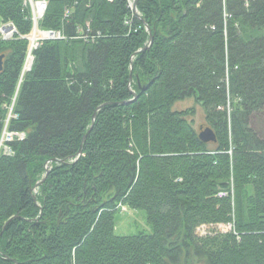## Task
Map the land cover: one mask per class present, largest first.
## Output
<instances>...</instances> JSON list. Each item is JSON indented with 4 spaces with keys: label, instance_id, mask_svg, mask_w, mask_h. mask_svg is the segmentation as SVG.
Listing matches in <instances>:
<instances>
[{
    "label": "trees",
    "instance_id": "trees-1",
    "mask_svg": "<svg viewBox=\"0 0 264 264\" xmlns=\"http://www.w3.org/2000/svg\"><path fill=\"white\" fill-rule=\"evenodd\" d=\"M24 1L0 19L26 35ZM128 1L49 0L40 26L66 39L26 72L28 40L0 34V141L24 133L0 142V264H264V0ZM123 206L152 233L116 234Z\"/></svg>",
    "mask_w": 264,
    "mask_h": 264
},
{
    "label": "rangeland",
    "instance_id": "rangeland-1",
    "mask_svg": "<svg viewBox=\"0 0 264 264\" xmlns=\"http://www.w3.org/2000/svg\"><path fill=\"white\" fill-rule=\"evenodd\" d=\"M135 0H132V6L134 4ZM133 8V7H132ZM138 8V6H137ZM134 13L137 15H140L138 10L132 9ZM31 57L28 60V62L24 63L25 65H31L34 62L35 59V54L34 52L31 53ZM34 54V55H33ZM34 57V59H33ZM26 61V59H25ZM195 106L196 107V114L192 118V122H194L195 127L200 130L201 128L207 127L206 126V113L204 111V108L200 106L199 104L196 103V101L192 98H187L184 100H180L176 102L173 105L174 110H181L185 108H189ZM251 126L259 132L260 136L264 138V110L257 112V114H254L251 117ZM15 136L18 138H24V133L20 134H15L13 132H8L4 130L2 139H1V149L3 152L10 153L9 148L5 145H2L6 143V141L12 140ZM226 196V195H225ZM115 233L118 235H133V234H139L140 232H147V233H152L151 232V225L147 220V211L144 209H131L128 206H123L117 213L115 214ZM232 225V224H231ZM230 224H224L220 223L218 226H204L202 228L198 229V233L200 235L207 234L209 231H214V232H230L231 228ZM199 264H205L203 262Z\"/></svg>",
    "mask_w": 264,
    "mask_h": 264
},
{
    "label": "built area",
    "instance_id": "built-area-1",
    "mask_svg": "<svg viewBox=\"0 0 264 264\" xmlns=\"http://www.w3.org/2000/svg\"><path fill=\"white\" fill-rule=\"evenodd\" d=\"M48 4H49V0H25L24 1V6L29 8V11H31V20L33 21V28L30 31V33H27L26 35L19 33L16 24H14L13 22L11 21L3 22L0 20V34L4 41L16 39V38H22V39L28 40L29 46L27 50V57H26L25 63L28 62V60L30 59L32 55L31 53L37 50L38 47H40L44 41H47L48 39L50 40L66 39V36L63 33V31H60V30L56 31L52 29L47 30V29L41 28L40 24L47 13ZM128 5L130 6L131 9H133L132 0L128 1ZM69 13L70 11L67 10L65 13V16L68 17ZM32 66H33L32 64L28 66L25 65L23 72L30 70ZM225 195H226L225 192L219 193V196H225ZM202 227H204V225L199 228H202Z\"/></svg>",
    "mask_w": 264,
    "mask_h": 264
},
{
    "label": "water",
    "instance_id": "water-1",
    "mask_svg": "<svg viewBox=\"0 0 264 264\" xmlns=\"http://www.w3.org/2000/svg\"><path fill=\"white\" fill-rule=\"evenodd\" d=\"M137 1H138V0H135V2H134V4H133V8L136 9V10H137ZM146 27L148 28L149 32L151 33V31H150V27H149L148 25H147ZM152 42H153V37L150 36V40H149L148 44L146 45V47L150 46V45L152 44ZM146 47H145V48H142L141 50L137 51L136 53H138V52H140V51H144V50H146ZM135 55H136V54H135ZM135 55H134V56H135ZM3 59H4V56H3V55L0 56V70L3 68V66H2ZM131 68H132V67H131ZM131 80H132V75H131V77H130V81H131ZM145 89H146V88H143V90H145ZM131 91L135 94V92H134L132 89H131ZM136 97H137V95H135V98H133V99L127 101V102H134V101L136 100ZM95 118H96V114L94 115L93 123H94V121H95ZM90 131H91V130H90ZM90 131H88V132L85 134V136L83 137V138H84V139H83V142H85V140L87 139L86 137L88 136V134H89ZM199 133H200V134H199V137H200V139L202 140L203 143H205V142H207V143H208V142H213V143H215V141L217 140L216 133L213 131L212 128H210V127H208V126H207V127H204V128H201ZM82 151H83V149L80 148L79 153L81 154ZM53 161H54V160H52V162H53ZM50 163H51V162H48V163L46 164V169H47L46 172H47V173H48V171H49V165H50ZM46 175H47V174H46ZM45 178H46V176H45L42 180H40V181L38 182L37 186H41V185L43 184ZM15 264H17V262H15Z\"/></svg>",
    "mask_w": 264,
    "mask_h": 264
}]
</instances>
